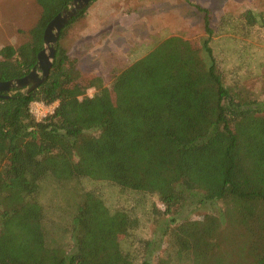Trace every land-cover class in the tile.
I'll list each match as a JSON object with an SVG mask.
<instances>
[{
	"label": "trees",
	"instance_id": "1",
	"mask_svg": "<svg viewBox=\"0 0 264 264\" xmlns=\"http://www.w3.org/2000/svg\"><path fill=\"white\" fill-rule=\"evenodd\" d=\"M35 1L29 40L0 50V83L37 68L48 24L74 2ZM91 3L62 30L44 83L0 92V264H136L123 243L138 219L112 212L95 191L77 189L68 227L48 220L45 184L85 179L159 199L173 217L165 264H264V100L228 86L209 12L198 7L206 37L165 38L106 86L62 43ZM244 18L258 23L251 11ZM34 102L58 107L37 121ZM194 198L223 208L179 217Z\"/></svg>",
	"mask_w": 264,
	"mask_h": 264
},
{
	"label": "rangeland",
	"instance_id": "2",
	"mask_svg": "<svg viewBox=\"0 0 264 264\" xmlns=\"http://www.w3.org/2000/svg\"><path fill=\"white\" fill-rule=\"evenodd\" d=\"M198 7L209 12L215 30L211 46L228 86L247 101L264 100V0H95L62 43L71 58L80 61L83 74L98 75L108 86L115 75L165 38L206 37L205 12ZM247 11L257 17L255 26L246 24ZM40 15L35 0H0V50L27 42ZM94 94L93 89L87 92L90 97ZM45 186L43 202L49 221L68 227L77 189L95 191L112 212L126 210L138 219V228L123 243V249L134 254L136 264L145 260L165 264L168 242L164 230L173 217L163 214L166 209L157 197L88 179ZM222 208V202L199 203L194 198L179 217L200 220L208 213L218 215Z\"/></svg>",
	"mask_w": 264,
	"mask_h": 264
},
{
	"label": "water",
	"instance_id": "3",
	"mask_svg": "<svg viewBox=\"0 0 264 264\" xmlns=\"http://www.w3.org/2000/svg\"><path fill=\"white\" fill-rule=\"evenodd\" d=\"M92 0H74L71 6L57 15L47 26L44 34L45 48L38 56V66L24 78L0 83V92L8 93L11 97L15 90L30 92L44 83L55 59V46L59 41L64 27L78 15L81 10L89 6Z\"/></svg>",
	"mask_w": 264,
	"mask_h": 264
},
{
	"label": "built area",
	"instance_id": "4",
	"mask_svg": "<svg viewBox=\"0 0 264 264\" xmlns=\"http://www.w3.org/2000/svg\"><path fill=\"white\" fill-rule=\"evenodd\" d=\"M58 103L46 104L44 102H34L30 106V111L37 121L45 120L55 113Z\"/></svg>",
	"mask_w": 264,
	"mask_h": 264
}]
</instances>
